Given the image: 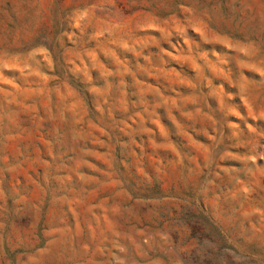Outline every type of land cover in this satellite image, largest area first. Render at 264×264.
<instances>
[{"label": "rangeland", "instance_id": "rangeland-1", "mask_svg": "<svg viewBox=\"0 0 264 264\" xmlns=\"http://www.w3.org/2000/svg\"><path fill=\"white\" fill-rule=\"evenodd\" d=\"M0 264H264V0H0Z\"/></svg>", "mask_w": 264, "mask_h": 264}]
</instances>
